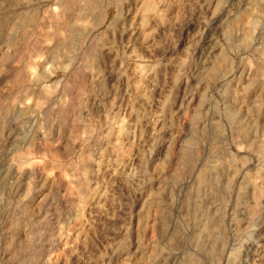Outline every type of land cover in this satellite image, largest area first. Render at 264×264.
<instances>
[{
	"label": "rangeland",
	"instance_id": "1",
	"mask_svg": "<svg viewBox=\"0 0 264 264\" xmlns=\"http://www.w3.org/2000/svg\"><path fill=\"white\" fill-rule=\"evenodd\" d=\"M83 1L0 0V264H264V0Z\"/></svg>",
	"mask_w": 264,
	"mask_h": 264
},
{
	"label": "bare ground",
	"instance_id": "2",
	"mask_svg": "<svg viewBox=\"0 0 264 264\" xmlns=\"http://www.w3.org/2000/svg\"><path fill=\"white\" fill-rule=\"evenodd\" d=\"M61 2H60V4H58V6H52L51 8H50V12H52L54 9H56V7L57 8H60L59 10H60V12H61V10H65V11H67L68 9L70 10H72V8H74L73 6L74 5H77L78 4V0H60ZM85 1V0H84ZM83 1V2H84ZM93 1V0H92ZM112 1H116V0H112ZM86 2V1H85ZM88 5H90L92 2H91V0H87V2H86ZM93 3H94V1H93ZM93 3L91 4V7H92V5H93ZM97 3V2H96ZM80 4V3H79ZM114 4V3H113ZM55 7V8H54ZM79 7V6H78ZM75 9V8H74ZM78 9H80V8H78ZM87 9L89 10V8L87 7ZM58 10V11H59ZM56 11V10H55ZM54 12V11H53ZM62 13H63V11H62ZM65 13V12H64ZM31 15V14H30ZM66 15V14H65ZM50 16V15H49ZM51 16H52V14H51ZM74 36V33H73V31L70 33V35L69 36ZM71 41H73V39H71ZM43 90L44 91H46V92H50L51 90H52V86H46V87H44L43 88ZM82 100L83 99H81V101H80V103H79V105H82V104H85V103H87L86 101H84V102H82ZM86 100V99H85ZM19 102V101H18ZM20 102L22 103V104H20V105H23L22 107H28V106H30V103H29V101H21L20 100ZM87 105V104H86ZM85 105V106H86ZM82 106H84V105H82ZM19 107V106H18ZM78 112H80V110L78 111ZM79 115V114H78ZM80 115H81V113H80ZM79 115V116H80ZM77 118V117H76ZM78 127V126H77ZM70 128V127H69ZM88 128V127H87ZM74 129H76L75 127H74ZM79 128H77V130H78ZM91 129V128H90ZM68 130V129H67ZM70 130H71V132H70ZM69 130V134H70V136H73V137H70L71 138V140H72V138H74L75 139V137L76 138H79L78 136H82V135H78L77 136V133H75L76 131L75 130H73V129H70ZM73 130V131H72ZM75 131V132H74ZM81 131H84V130H81ZM92 131V130H91ZM81 133V132H80ZM90 133V132H89ZM11 134V133H10ZM48 134V133H47ZM47 134H45V135H47ZM49 134H51V133H49ZM58 134V133H57ZM79 134V133H78ZM83 134V133H82ZM88 134V133H87ZM85 135V134H84ZM91 135V134H90ZM90 137V136H89ZM83 138H85V139H87L85 136L83 137ZM82 137L80 138V139H82V140H80V141H83L84 139H83ZM51 139H53V137L51 138ZM76 140V139H75ZM52 140H48V138L46 137V136H43V138H41V140L39 141V143L38 144H36V143H31L32 145H31V147L33 146V148H35V150H36V148L37 149H39V147L38 146H41L40 148H43V149H40V152H46V154H47V152H48V155H50V161L54 164V166H56L57 168H55V169H57V170H59L60 169V171H59V175H61V173L63 172V163L62 162H60V161H58L57 159H56V157L58 158V153H53L54 151H52V150H55L54 148V145H51V142ZM55 141H56V139H55ZM55 143V142H54ZM83 143V142H82ZM81 143V144H82ZM53 144V143H52ZM73 144V143H72ZM20 145V144H19ZM70 145V144H69ZM58 146V145H57ZM68 146V145H67ZM18 147V146H17ZM54 147V148H53ZM71 147V146H70ZM73 147V146H72ZM19 148H21V147H19ZM32 148V149H33ZM59 148V147H58ZM75 148V147H74ZM73 148V149H74ZM29 149V148H28ZM34 149H33V151H35ZM42 150V151H41ZM45 150V151H44ZM66 150V149H65ZM31 151V150H30ZM36 151H38V150H36ZM51 151V152H50ZM57 151V150H56ZM72 151V150H71ZM28 152V151H27ZM25 153V152H24ZM43 153H41V162H45V158L47 159L49 156L48 155H46L45 153L43 154ZM50 153V154H49ZM52 153V154H51ZM71 153V152H70ZM22 154V153H21ZM27 154V153H26ZM31 154V153H30ZM29 154V152H28V155H30ZM53 154H55V155H53ZM78 154V153H77ZM87 154V153H86ZM80 155V154H79ZM25 156V155H24ZM78 157V156H77ZM19 158V157H18ZM62 158V157H61ZM84 158H86V157H83L82 159H84ZM90 158V157H89ZM79 159H80V157H79ZM78 159V160H79ZM39 160V159H38ZM60 160H62V159H60ZM21 163H23V165H24V163L25 162H23L24 161V159L22 160L21 159ZM26 161V160H25ZM28 161V160H27ZM49 161V160H48ZM47 161V162H48ZM18 162V161H17ZM40 162V161H39ZM72 162V161H71ZM80 162V168H79V166H76V167H78L79 169H81V171H82V175L81 174H78V176H77V178L75 177V179L76 180H78V177H79V175H81V176H86L87 177V175H86V172H87V167H88V163H86L87 162V160H86V162H85V159L84 160H81V161H79ZM69 163V161L67 162V164ZM75 163V162H74ZM43 164V163H42ZM65 164V163H64ZM66 164V165H67ZM21 165V164H20ZM30 165V164H29ZM75 165H77V164H75ZM71 165H69V167H70ZM25 167H27V166H25ZM89 168V167H88ZM54 169V170H55ZM79 169H78V171H79ZM81 171H80V173H81ZM77 172V171H76ZM63 174H65V173H63ZM52 175V174H51ZM54 175V174H53ZM66 175V174H65ZM60 177H62V176H60ZM63 178V177H62ZM61 178V179H62ZM66 178H68V177H66ZM72 179V178H71ZM71 179H68V180H71ZM67 180V181H68ZM80 180V179H79ZM79 180H78V182H79ZM81 180H83V179H81ZM80 180V181H81ZM65 181V180H64ZM63 181V182H64ZM84 182V181H83ZM65 183H67V185L69 184V183H73V179H72V182L71 181H69V182H65ZM71 185V184H70ZM69 186V185H68ZM70 187V186H69ZM82 187H83V185H82ZM81 187V188H82ZM67 188V187H66ZM78 190V189H77ZM81 190V189H80ZM85 190V189H84ZM71 192V191H70ZM82 193V192H81ZM80 192H79V195L81 194ZM78 195V196H79Z\"/></svg>",
	"mask_w": 264,
	"mask_h": 264
}]
</instances>
